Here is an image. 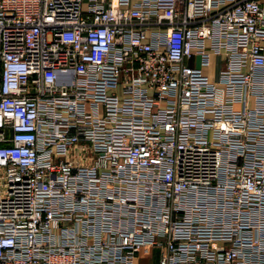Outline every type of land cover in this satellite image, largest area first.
I'll use <instances>...</instances> for the list:
<instances>
[{"label":"built area","instance_id":"built-area-1","mask_svg":"<svg viewBox=\"0 0 264 264\" xmlns=\"http://www.w3.org/2000/svg\"><path fill=\"white\" fill-rule=\"evenodd\" d=\"M0 264H264V0H0Z\"/></svg>","mask_w":264,"mask_h":264},{"label":"crops","instance_id":"crops-1","mask_svg":"<svg viewBox=\"0 0 264 264\" xmlns=\"http://www.w3.org/2000/svg\"><path fill=\"white\" fill-rule=\"evenodd\" d=\"M216 59L213 60V64L205 67L203 70L206 74H208L210 76V78L214 79L216 77Z\"/></svg>","mask_w":264,"mask_h":264},{"label":"rangeland","instance_id":"rangeland-1","mask_svg":"<svg viewBox=\"0 0 264 264\" xmlns=\"http://www.w3.org/2000/svg\"><path fill=\"white\" fill-rule=\"evenodd\" d=\"M143 252L145 253V252H147V250H144ZM140 261H141V262H146V261H148V259H146V258H141Z\"/></svg>","mask_w":264,"mask_h":264}]
</instances>
